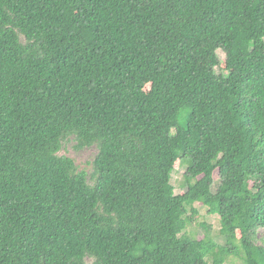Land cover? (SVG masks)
<instances>
[{
  "label": "trees",
  "instance_id": "trees-1",
  "mask_svg": "<svg viewBox=\"0 0 264 264\" xmlns=\"http://www.w3.org/2000/svg\"><path fill=\"white\" fill-rule=\"evenodd\" d=\"M261 229L264 0H0V264H264Z\"/></svg>",
  "mask_w": 264,
  "mask_h": 264
},
{
  "label": "rangeland",
  "instance_id": "rangeland-1",
  "mask_svg": "<svg viewBox=\"0 0 264 264\" xmlns=\"http://www.w3.org/2000/svg\"><path fill=\"white\" fill-rule=\"evenodd\" d=\"M218 55L222 60V64L218 67V73L221 70H224L223 61L226 57V53L224 50H218ZM203 62L208 61L207 58L202 59ZM222 67V68H221ZM98 153V147L96 145L86 147V148H78L77 141L74 136H69L63 142L62 150L59 152L60 155H66L75 160L76 165L79 170H85L90 174L93 170V161ZM188 164L182 160L177 161L175 164L174 171L172 173V183L175 186V191L177 194H183L187 190V185L184 184V174L186 172ZM215 177V188L219 181V173L216 170L214 173ZM91 182V180H90ZM214 188V189H215ZM198 210V213L194 216L193 221L189 223L187 227V233L193 234L198 238H203L206 233V228L202 224H206L210 226V233L212 234L214 240L219 244L225 243V237L221 233V220L220 216L217 214H212L208 212V208L197 202L194 205ZM192 210L189 207V215H191ZM260 237H264V230L261 229ZM260 243L264 245V238L260 240ZM212 263V262H211ZM243 260L241 257L236 256L234 254H230L226 257V261L224 264H242Z\"/></svg>",
  "mask_w": 264,
  "mask_h": 264
}]
</instances>
